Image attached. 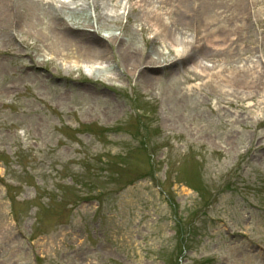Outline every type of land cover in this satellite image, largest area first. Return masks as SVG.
Masks as SVG:
<instances>
[{
    "label": "rangeland",
    "instance_id": "rangeland-1",
    "mask_svg": "<svg viewBox=\"0 0 264 264\" xmlns=\"http://www.w3.org/2000/svg\"><path fill=\"white\" fill-rule=\"evenodd\" d=\"M71 1L59 3L67 17L88 13L73 12L86 3ZM101 4L120 21L100 36L124 37L137 64L151 50L171 60L167 44L146 41L141 23L125 16L131 2ZM243 7L244 54L235 70L247 60L264 63V0ZM36 26L51 33L48 19ZM4 41L0 264H264V122L255 124L264 108L253 107L264 105V79L244 111L182 69L150 89L138 73L127 76L118 45L102 65L62 60L78 62L67 74L34 55L49 41L29 50ZM92 68L105 78L122 74L109 85L87 75Z\"/></svg>",
    "mask_w": 264,
    "mask_h": 264
},
{
    "label": "bare ground",
    "instance_id": "bare-ground-1",
    "mask_svg": "<svg viewBox=\"0 0 264 264\" xmlns=\"http://www.w3.org/2000/svg\"><path fill=\"white\" fill-rule=\"evenodd\" d=\"M78 1L86 3V6L72 0L71 3L79 6V9H73V12L84 14L88 9V13L81 18L73 15L67 17L64 13L66 4L59 5L61 0H0V37L12 44H19L18 46L26 50L31 47L37 49L39 43L45 45L46 40L49 41L47 44L50 46L43 49L38 47L39 50L34 55L42 57L39 62L41 65L54 61L67 74L74 72L76 65L72 66L74 61L63 65L62 60L66 62L74 58L90 65H102L113 58V48L118 45L115 49L122 55L121 65H125L123 69L127 76L138 73L137 80L147 83L150 89L161 75L172 71L178 74L176 71L182 69L193 75L189 80L204 82L201 86L209 87L207 93L213 95L220 92L239 100L242 103L239 105L241 110L250 111L255 106L264 108L262 102L253 107L246 105L256 98L255 93L263 90L262 60H247L245 66H238L239 70L232 69L234 63H241L244 54L241 44L246 38L243 34L246 28L243 25L237 27L238 23L245 21L246 13H242L245 10L243 0H235V4L231 0H124L127 4L131 2L129 12L125 16L132 13L133 18L141 23V31L144 32L146 41L153 44L163 41L168 45V55L171 56V60L167 61L163 52L151 50L139 64L135 61L136 51L133 45L127 46L132 51L124 48V37L114 32L102 36L98 34L104 26L109 29L108 22H119V16L115 15L114 19L108 17L109 11L103 12L102 0ZM116 1L120 5L121 0ZM185 1H190V7L182 5ZM112 7L117 8L114 5ZM43 19H48V30L51 33L36 29V25L43 24ZM232 20L236 22L233 27L230 25ZM182 28L191 32L188 38H185ZM179 31L182 33L179 34ZM30 39L34 43H30ZM18 40L23 43L20 44ZM10 53L11 50L7 51V54ZM99 73L100 71L94 68L86 72L94 80L104 78L102 80L109 85L119 81L122 74L119 77L105 78L99 76ZM229 101L226 103H235L233 100ZM241 117L236 116L235 121L241 120ZM244 121L249 122L251 119L242 117V122ZM263 122L264 118L255 124L260 126ZM247 152L248 150H245L244 153Z\"/></svg>",
    "mask_w": 264,
    "mask_h": 264
}]
</instances>
